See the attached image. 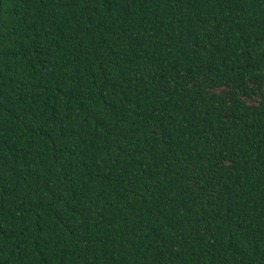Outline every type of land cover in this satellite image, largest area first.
Here are the masks:
<instances>
[{"label": "trees", "instance_id": "trees-1", "mask_svg": "<svg viewBox=\"0 0 264 264\" xmlns=\"http://www.w3.org/2000/svg\"><path fill=\"white\" fill-rule=\"evenodd\" d=\"M0 264H264V0H0Z\"/></svg>", "mask_w": 264, "mask_h": 264}]
</instances>
